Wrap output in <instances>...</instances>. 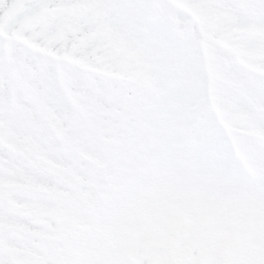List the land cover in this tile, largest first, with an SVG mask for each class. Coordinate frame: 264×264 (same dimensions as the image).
Segmentation results:
<instances>
[{"label": "clouds", "instance_id": "1", "mask_svg": "<svg viewBox=\"0 0 264 264\" xmlns=\"http://www.w3.org/2000/svg\"><path fill=\"white\" fill-rule=\"evenodd\" d=\"M34 7L0 34V264H154L142 245L175 212L260 228L264 0Z\"/></svg>", "mask_w": 264, "mask_h": 264}, {"label": "rangeland", "instance_id": "2", "mask_svg": "<svg viewBox=\"0 0 264 264\" xmlns=\"http://www.w3.org/2000/svg\"><path fill=\"white\" fill-rule=\"evenodd\" d=\"M78 0H0V34L19 33L34 27L48 9L35 5L53 3H75ZM69 32L77 40L79 29L66 23L57 30V37L63 39ZM244 221L223 212L171 213L156 225L162 232L174 234L164 241L145 242L142 246L151 249L156 257L154 264H161L160 249L172 257V264H207L208 251L204 235L210 234L222 241L220 247L224 256L223 264H264V220ZM199 249L200 255L193 256Z\"/></svg>", "mask_w": 264, "mask_h": 264}]
</instances>
